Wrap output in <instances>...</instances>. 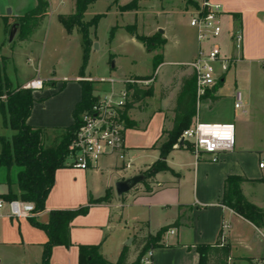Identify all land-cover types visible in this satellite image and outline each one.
I'll return each mask as SVG.
<instances>
[{
	"label": "crops",
	"instance_id": "obj_1",
	"mask_svg": "<svg viewBox=\"0 0 264 264\" xmlns=\"http://www.w3.org/2000/svg\"><path fill=\"white\" fill-rule=\"evenodd\" d=\"M192 1L194 3L190 4L196 11L202 0ZM208 1L218 4L221 8L218 19L223 42L229 38L232 40L237 31L241 34V42L238 46L234 43L236 51L227 52L222 50L216 41L221 53L233 63L226 73L221 74L215 84L216 87L214 85L207 89L198 100L199 104L197 102L192 122L198 120L209 123H235L237 119L239 131L237 136L235 134L233 151L222 153L216 161H211L205 155L197 158L191 149L183 144V146L177 144L165 157H160L158 146L165 138L162 132L170 130L173 126L174 109L182 82L191 75L194 77L192 69L185 64L196 57L200 45L196 41L194 29L189 25L194 31V42L185 50L186 42L180 41L181 48L176 59H167L169 34L161 27L162 24H154L147 34L151 35L152 30L154 32L161 30L159 32L161 38L165 40L158 48L150 51L146 49L147 52H153V56L158 53L162 56V61L155 70L143 75H112L108 72L99 76L119 79L143 78L155 72L154 76L150 77L153 78V83L149 87L151 94L142 96L132 92L127 104L124 133L126 159L120 161L115 156L105 155L95 166L85 170L67 165L57 169L54 173L53 186L45 199V208L34 215L39 222L44 223L50 210L76 209L84 206L85 203L75 204L72 201L74 200L72 184L81 180L77 178L78 172L97 170L109 172L110 178H107L103 190V195L106 191L111 193L109 200L92 204L86 214L73 218L69 224L71 245L54 246L51 249L50 264H78L79 245H99L98 254L106 260L103 264H114L121 249L127 246L129 248L127 262L130 263L138 252L133 244L135 237L154 234L161 227L174 221H178L177 226L171 227L175 229L174 234L167 230L161 237L160 245L153 249V264H198L196 246L215 243L219 234L230 248L228 264H264L263 231L221 203L225 178L229 175H238L248 179L241 183L245 199L264 212V168H258V162L264 155V141L253 132L251 115L253 102L248 94L243 96L239 91L236 78L240 71L251 70L255 65L264 69V0ZM183 3L184 9H187L189 4L186 0ZM35 5L36 0H0V18L5 20V27L14 25L19 16ZM6 9L13 16H4ZM163 17L169 19L173 16ZM45 18L46 16L37 28L43 25ZM140 18L143 21L145 16ZM56 19L58 21V18ZM54 25L58 36L63 40V49L60 50L63 56L60 57L62 68L59 69V74L52 71L43 78L38 74L24 76L16 85L23 86L34 77L43 80V87L32 92L33 105L26 123L33 128L42 129V143L46 148L56 146L65 130L74 122L73 110L81 100L82 94L81 81L75 78L93 77L90 74H80L74 68L82 53L78 29L67 33L61 23V28L55 23ZM126 26L128 25L123 24L119 27L126 29ZM34 31L27 40L17 41V44L31 41ZM17 32L16 27L13 39L9 42L16 38ZM1 57L5 58V62L9 59L8 56ZM111 68H114L113 62ZM230 71H234V79L228 82ZM63 77L69 80L59 81ZM92 88V94H97L107 91L109 85L94 84ZM137 89L145 91L142 87ZM238 100L243 105L241 110L234 108V103ZM145 132L148 134L147 137L139 135ZM13 134L14 130L10 128L6 135L0 137L10 139ZM47 142L49 144L46 146ZM102 159H109L110 162L101 161ZM157 160L164 161L168 169L157 171L145 180L143 178L126 193L121 195L116 193L117 181L134 175H143ZM19 169L15 165L9 170L0 167V194H6L8 191L18 192L16 177ZM17 201L22 212L20 216L11 215L7 205L0 208V263L6 259L10 264H40L47 236L42 229L29 222L32 203ZM224 224L227 228H223Z\"/></svg>",
	"mask_w": 264,
	"mask_h": 264
},
{
	"label": "trees",
	"instance_id": "obj_2",
	"mask_svg": "<svg viewBox=\"0 0 264 264\" xmlns=\"http://www.w3.org/2000/svg\"><path fill=\"white\" fill-rule=\"evenodd\" d=\"M94 1L96 0H75V10L72 14L59 15L57 17L67 33L77 28L81 34L84 59L82 68L84 67L87 50L91 45L87 29L97 17L89 22H84L82 18L87 6ZM136 2L137 0H131L128 4L119 6V9L121 11L135 9ZM186 2L194 3L192 0H186ZM47 9V0H36V5L32 9L18 17L15 24L18 29L17 41H24L29 38L46 16ZM135 27V24H132L125 28L133 33L135 38L139 39L147 50H153L165 43V40L160 36L147 37L137 35L134 30ZM161 61L162 56L160 54L153 56V70L156 69ZM79 73L83 74V70L81 69ZM80 83L82 89L81 100L74 107L73 124L65 130L64 135L56 146L46 148L42 143V129L33 128L26 123L33 105V90L22 88V86L12 87L5 75V58H0V112L4 125L14 130V134L10 139L0 137V167L3 166L9 170L15 165L20 168L16 177L18 192L8 191L6 194H0V198L5 201L20 200L32 203V208L29 211V222L31 225L42 229L47 236V241L43 245L40 264H50L49 258L51 249L54 246L63 245L68 247L71 245L69 224L74 217L86 214L92 204L106 202L110 198L109 191H106L99 198L89 196L87 204L76 209L50 210L48 219L44 223L39 222L34 216L45 208V199L53 186L55 171L66 167L65 161L69 152L68 147L80 125L82 111L89 108L95 100L92 95V83L86 81H81ZM133 94L148 96L151 94V88L145 91L135 88ZM196 105L195 80L191 75L183 80L177 95L172 128L162 132L165 138L158 146L161 158L165 157L173 149V146L178 144L183 130L191 125L192 119L196 114ZM183 145L190 149V145L186 143H183ZM167 169L168 167L164 161L157 160L151 165L149 170L143 173L144 180L157 171ZM244 181H248V179L238 175L227 176L223 183L221 203L252 223L256 228L261 229L264 233V212L260 207L245 199L241 190V183ZM177 225L178 221H174L161 227L154 234L135 237L133 244L138 251L135 259L130 263L127 262L129 248L124 246L114 264H140L142 255L150 247L159 246L162 235L169 228ZM98 248L99 245H79L78 264L106 263V260L98 254ZM229 250V245L222 241L219 234L215 243L196 246L199 256L198 264H228Z\"/></svg>",
	"mask_w": 264,
	"mask_h": 264
},
{
	"label": "rangeland",
	"instance_id": "obj_3",
	"mask_svg": "<svg viewBox=\"0 0 264 264\" xmlns=\"http://www.w3.org/2000/svg\"><path fill=\"white\" fill-rule=\"evenodd\" d=\"M130 1L96 0L87 6L82 20L89 22L95 17L97 18L94 23L88 26L87 32L91 45L87 50L83 68L82 49L81 58L74 67L77 69V72H80L82 69L86 75L90 74L98 78L102 74H108V72L112 75L129 76L143 75L153 70V52H147L143 43L133 37V33L119 27L123 24H135V33L147 37H161V34L156 31L154 32V30H152L151 35L147 33L152 29L154 24H162L161 27L166 29L169 34L166 47L167 59H176L178 50L181 48L180 41L184 40L186 42L185 50L190 48L194 42V31L189 26V17L196 12L191 6V2H188L187 9H184V0H139L140 2L137 0L135 9L126 11L119 9V6L128 4ZM47 2L48 9L43 25L40 28H36L31 41L23 44H17L16 38L12 42H9V32L12 24L5 27V20L0 18V56H8L9 58L5 62V75L12 87L20 83L24 79V76L38 74L43 78L52 71L59 74V69L62 68L60 57L63 56H61L60 50L63 49V40L58 36L54 23L60 27L56 16L69 15L74 12L75 0H47ZM4 16L13 15L9 14L6 9ZM135 16L138 17L136 18ZM140 16H145L143 21ZM163 16L173 17L165 19ZM49 22H51L50 25ZM78 34L80 35L82 44L80 32ZM214 41H217L224 51H236L233 40L229 38L223 42V34H220ZM111 62L114 63V68H111ZM167 67L164 66V68ZM154 74L155 72L153 71L150 76L140 78L147 79L153 77ZM236 78L240 87L239 91L243 96L248 94L253 102L251 109L253 132L264 141V69L259 65H255L251 70L240 71L236 75ZM233 79L234 71H230L227 80L230 82ZM152 83L150 82L142 88L147 90ZM155 88L157 89V84ZM234 126L237 136L239 131L237 119ZM9 131L10 128L4 125L0 112V135H6ZM139 135L143 137L148 136L146 132ZM48 144L49 142L46 143V146ZM101 161L110 162L109 159H102ZM77 178H81V180L72 184L74 195V200L72 201L75 204L85 203L86 205L89 196L99 198L103 195L105 182L107 178H110V175L108 171L101 170L93 172L79 171ZM109 196H111L110 192ZM0 200L3 201L4 199L0 198ZM237 250L240 251L239 248ZM9 260L12 262L11 259ZM7 262L6 259H3L0 264H7Z\"/></svg>",
	"mask_w": 264,
	"mask_h": 264
},
{
	"label": "built area",
	"instance_id": "obj_4",
	"mask_svg": "<svg viewBox=\"0 0 264 264\" xmlns=\"http://www.w3.org/2000/svg\"><path fill=\"white\" fill-rule=\"evenodd\" d=\"M221 8L208 0H202L199 8L190 17L189 25L195 31L196 41L200 47L196 57L185 65L190 67L195 79L197 102L206 90L213 87L226 73L233 61L221 53L220 47L213 42L221 34V25L218 15ZM232 40L238 46L241 34L237 31ZM78 81L92 84H108L107 91L92 94L95 98L92 105L83 110L80 115V125L68 147L65 161L67 166L77 169H88L95 166L98 160L105 155L115 156L124 161L127 156L124 133L126 129L127 104L135 88H141L153 81V78L141 79L137 77H76ZM69 78L59 79L61 82ZM43 87V80L34 77L27 81L22 88L39 90ZM4 98V97H2ZM243 107L241 101L234 103L236 110ZM183 143L190 145L195 157L208 156L216 161L222 153L232 152L235 146V126L232 122L209 123L195 120L183 130ZM128 164H126V167ZM258 168H264V155L258 162ZM7 205L11 215H22L20 203L17 200L4 202L0 200V208ZM223 228H227L224 224ZM168 232L174 234L175 229ZM222 241L223 238L221 237ZM153 247H150L141 257L140 264H153Z\"/></svg>",
	"mask_w": 264,
	"mask_h": 264
},
{
	"label": "water",
	"instance_id": "obj_5",
	"mask_svg": "<svg viewBox=\"0 0 264 264\" xmlns=\"http://www.w3.org/2000/svg\"><path fill=\"white\" fill-rule=\"evenodd\" d=\"M16 30V25H12L9 32V41L13 39L14 33ZM161 32V30H159ZM183 144V138L180 137L178 145ZM143 175H134L132 177L126 178L124 180L117 181L115 183V190L118 195L128 192L132 187H134L137 183L143 180Z\"/></svg>",
	"mask_w": 264,
	"mask_h": 264
}]
</instances>
